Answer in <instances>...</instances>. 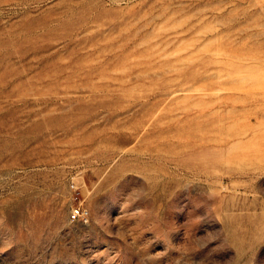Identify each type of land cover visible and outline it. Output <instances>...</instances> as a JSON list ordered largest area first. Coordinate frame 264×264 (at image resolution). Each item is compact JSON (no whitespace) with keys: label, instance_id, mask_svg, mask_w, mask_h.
<instances>
[{"label":"rangeland","instance_id":"rangeland-1","mask_svg":"<svg viewBox=\"0 0 264 264\" xmlns=\"http://www.w3.org/2000/svg\"><path fill=\"white\" fill-rule=\"evenodd\" d=\"M0 264H264V0H0Z\"/></svg>","mask_w":264,"mask_h":264},{"label":"built area","instance_id":"built-area-1","mask_svg":"<svg viewBox=\"0 0 264 264\" xmlns=\"http://www.w3.org/2000/svg\"><path fill=\"white\" fill-rule=\"evenodd\" d=\"M72 219L73 220H77V218L81 217L84 215L83 211H82V208L81 207H77V208H74L72 211Z\"/></svg>","mask_w":264,"mask_h":264}]
</instances>
